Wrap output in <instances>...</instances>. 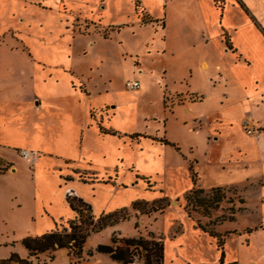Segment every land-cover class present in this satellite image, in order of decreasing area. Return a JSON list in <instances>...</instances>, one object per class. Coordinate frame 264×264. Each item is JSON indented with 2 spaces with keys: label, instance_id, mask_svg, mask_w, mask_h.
I'll list each match as a JSON object with an SVG mask.
<instances>
[{
  "label": "crops",
  "instance_id": "1",
  "mask_svg": "<svg viewBox=\"0 0 264 264\" xmlns=\"http://www.w3.org/2000/svg\"><path fill=\"white\" fill-rule=\"evenodd\" d=\"M79 2L74 9L71 3H64L61 0L62 14L73 16L76 12L81 19L97 21L100 22L101 27L113 28L122 24H126V27L140 26L137 24L138 14L144 12L152 18L155 27L160 29H155L154 33L158 31L157 35L163 33L159 43L164 48L169 44L173 46L172 55L178 50L185 56L192 55L191 51L196 48L204 51L196 64L188 67L180 82L190 83L194 76L199 74L198 69H200V75L210 94L207 91L198 92L189 85L176 89L173 84L170 89L169 81L164 79L165 88L160 92L161 102L165 93H197L200 100H188L176 105L173 111L169 112L175 116V128L183 132L195 133L201 129L204 142L206 141L207 146L210 145V149L213 143L222 141L228 148H224L214 157L210 151L200 159L195 154V146L190 145L186 153L184 150L181 151L177 142L167 137L171 129L166 128V123L161 130L159 128L136 130L130 127V129L126 128L129 132H125L116 123L119 119L118 103H112L110 99L103 100V103H94L92 102L94 94L87 93L85 88L80 89L74 85L68 86L74 91L69 99L62 94L64 92H60L59 79L51 75L70 73L68 74L70 77L65 78L68 81L72 78L71 74L75 72L68 61L69 56L59 64L52 63L51 60L35 53L23 38L19 37L23 46L17 47L14 38L5 35L4 40L0 41V259L16 253L20 258H26L32 264H37L38 255L41 257L45 253L29 255L21 239L61 227L59 222L62 218L56 215L52 207L58 194L69 209L68 220L77 215L70 208L66 197L67 195L79 197L78 189L75 186H68L64 191H58L61 177L56 171L57 165L54 164L56 158L62 163L72 162V159L66 155H59L55 148L76 146L80 151L81 144L84 146L85 143L83 132L86 120L84 122L83 120L88 118L90 125L94 124L93 133L104 141H113L109 137L116 138L136 133L139 134L134 137H138L135 140L140 153L144 147H155L158 154L154 155L152 161L146 160L149 168L145 169L135 160L127 159L124 153L116 151L114 159H109L111 164L105 159L102 161L103 172L97 165L92 166L91 169L88 164L83 171L78 168L73 169L82 181L86 182L85 173H91L96 182L103 183L118 180L121 173L127 178L126 182L132 185L136 184L133 181L134 177L142 181L147 180L148 177H159L165 198L180 197L194 186L190 165L195 172L196 164H218L222 165L220 168L222 173L227 169V173L233 175L232 173L235 172L233 165L239 164L238 168L246 174L247 186L241 187L240 183L229 181L210 188L203 187V184L200 186L198 183L197 172L195 173L198 179L195 184L204 191L206 188L210 190L215 187L233 186L241 189V193L247 187H252L256 194L259 193L260 204L256 206V211L260 212L263 222L255 225L256 222L246 223L240 219V214L246 213V209L251 212L248 206L238 207L236 213L232 214V220H228L237 223L236 226H228L233 230L256 226L259 230L225 234L221 246L218 245L216 235L220 236V231L224 233V229L228 227L223 225L222 230H217L216 235H212L197 225L184 208L178 206L167 208L162 213L161 220L164 222L160 227L163 240L162 264H261L264 261V245L258 250L254 237L256 231L264 232V60L261 55L259 56L260 50H264V0H79ZM11 31L0 33V36ZM151 32L152 29L150 35ZM225 38L228 39L229 46L226 45ZM147 40L148 36L143 41V45L148 44ZM2 47H8L6 49L9 53L20 54V56L12 55L14 58L12 64L18 62L17 67L8 63L11 60L4 59L5 53ZM250 47L252 53L260 59L256 69ZM223 48L225 54L236 60L225 66H217L216 53L221 52ZM213 51L214 64L211 57ZM173 65L174 62L172 68ZM143 71L139 70L140 74ZM46 74L48 77L45 76ZM230 84L239 86L242 94L233 96L232 92L226 91L221 93L222 96H218L211 92L218 86L226 87ZM143 86L140 82L137 94L143 91ZM124 90L128 91L125 87ZM212 95L215 97V107L207 116H200L203 105L198 103L212 102ZM80 112L83 114L81 122ZM167 114L168 112L163 109L165 122L168 118ZM100 115L104 117H99ZM245 117L260 128L259 138L245 133L241 124ZM159 139H166L174 145L162 143ZM118 142H111V147L120 150ZM154 143H159V146ZM9 148L17 149L19 153L20 150L29 152L27 157L22 156L23 164L14 163L4 153ZM110 150L112 151V148ZM41 168L44 170L42 176L38 174ZM250 170H254L251 176ZM222 173L219 175L222 176ZM133 199L132 197L129 202ZM116 227L107 226L98 233L92 234L91 237H104L99 239L92 249L97 244L110 243L108 233ZM217 228L220 229L219 225ZM59 253L65 255L69 264L68 252L64 248L56 249L55 256L47 264L53 262ZM13 262L11 261L10 264H15ZM76 264L123 263L113 260L107 253L95 252L92 256L81 258ZM127 264H144V262L135 260Z\"/></svg>",
  "mask_w": 264,
  "mask_h": 264
},
{
  "label": "rangeland",
  "instance_id": "2",
  "mask_svg": "<svg viewBox=\"0 0 264 264\" xmlns=\"http://www.w3.org/2000/svg\"><path fill=\"white\" fill-rule=\"evenodd\" d=\"M60 1L61 0H0V33L12 30L8 34L1 35L0 41L7 35L8 37L14 38L17 47H22L23 43L19 38L21 37L35 53L51 60L52 63L59 64L69 56L68 61L75 72L71 74L72 78H70L69 81L65 78L69 76L68 74L70 73L66 75L63 73H53V75H51L59 79L61 86L60 92H64L62 94H65L69 99L70 94H74V91L72 89L70 90L68 86L74 85L80 89L85 88L87 93L94 94L92 101L94 103H103L105 99L112 100V103H118L117 117H119V119H117L118 121H116V123L117 126H121L125 132H129L128 129H130V127H134L136 130H143L145 128L149 130L159 128L161 130L164 123H166V128L170 127L171 129L167 137L177 142L181 151L184 150L186 153L189 151L190 145L195 146V154L200 159L203 158L205 153L208 155L210 151L212 157H214L218 152L220 153V151L224 150V148H228L226 143L222 141L220 143H213L210 149V145L207 146L205 143L206 141L204 142L201 129L195 133L191 131L183 132L181 129L178 130L175 128V116L169 112H172L176 105H181L188 100H200L201 98L197 93H165L163 102H161L162 98L160 92L165 88L164 79L169 81L168 87L170 89H172L171 85L173 84L176 89L184 88L189 85L198 92L207 91V93L210 94L202 80L200 69H198L199 74L195 75L190 83L180 82L188 67H192V65L196 64L200 58L199 56L203 55L204 51L196 48V50L191 51L192 55L186 54L185 56L183 52L178 50L176 54L172 55L173 46L169 44L168 46L165 45L164 48L162 44L159 43L163 33L158 35L157 33L159 31L156 34L154 33V30L158 27H155L152 18L144 12H138L139 19L137 24L140 26L134 27L135 25H128L126 27V24H122L116 25L113 28L101 27L100 22L81 19L76 15V12H74L73 16L67 13L62 14L63 7ZM62 1L64 3H71L74 9L77 4L80 3L79 0ZM137 10L139 11V9ZM157 24L160 26V22ZM151 29L152 35H150ZM112 30L119 31L115 32ZM147 36L148 44L143 45V41ZM225 39L226 45L229 46L228 39ZM2 48L5 53L4 59L11 60L8 62L10 64H12V60L14 59L12 55L20 56L19 53H9V50L6 49L8 47ZM250 50L255 59L256 64L254 68L256 69V67L259 66L257 62L260 61V59L256 57L257 55L252 53L251 47ZM225 53L226 51L224 48L221 52L218 51V53H216L215 65L225 66L236 60V58ZM211 54L212 64H214V51L211 52ZM260 55L264 60V50H260L259 56ZM173 62L174 65L172 68ZM17 64L18 62H15L12 66L17 67ZM139 70L144 71L140 74ZM45 76L48 77L47 74ZM132 78L138 79L141 84L144 85L143 93L139 92L137 94L136 92L138 89L134 91L124 90L126 80ZM66 81L68 83H66ZM173 81H175V83ZM226 91L232 92L233 96L242 94V92L239 91V86L231 84L226 87L218 86L211 92L218 96H222L221 93ZM214 100L215 97L212 95V102L198 103L203 105L201 109L202 112L199 114L200 116L205 117L213 110L215 107ZM163 109L168 112L166 122L163 117ZM82 116L83 114L80 112V122L83 120ZM101 116L104 117V115H100L99 117ZM122 117L124 118L122 119ZM85 120L86 126L83 132L85 143L84 146L81 144L80 151L76 149V146H60L55 148L59 155H66L69 156V159H72V162L64 161L63 163L59 158L54 159V164L57 165L56 171L59 172L61 177L59 192L64 191L68 186L77 187L79 192L78 196L90 205L91 213L94 217H98L102 212L113 211L123 206L129 207L131 204L129 201L132 197L134 198L132 201L135 199H145L151 202L153 201L155 205L168 202L162 212L158 210L150 214H144L129 208V219L115 224L117 227L113 229L111 233H108L110 234V236H108L109 239L112 235H116V237H138L140 235L149 237V235L152 234L156 238L162 237L160 227L164 220H161V216L162 213L167 208H171V206L184 208L185 212L192 217L197 225L210 233H217V230H222L221 227H223V225L225 227L229 225L236 226V222L228 221V219L231 218L233 213H236L235 211H237V208L240 206H248V208H251V212L246 209V213L240 214L241 220H244L246 223L256 222L257 224L255 225H259L260 222H263L262 218H260V212L256 211V206L260 204V197H258L259 193L256 194L255 189H252V187L244 188L242 193L240 192L241 189L233 186L222 187V190L213 192H210V190L206 188L203 193H193L188 198H185L184 194L180 197L167 196L164 200L157 201L159 197L165 196V192L161 189V178L159 177H146L148 181L145 179L142 181V179L134 177L133 181H135L136 184L132 185L126 182L127 178L121 173L119 174V179L114 180L115 183L112 180H110L112 182L107 183L96 182L91 173H85L86 182L82 181L74 173L77 168L83 171L86 169L87 164L91 169L92 166L97 165L100 171L103 172V168L101 167L102 161L105 159L108 164H111L109 159H114V153L116 151H118V153L119 151L124 153L127 155V159L135 160L140 167L145 169L149 168L146 160L152 161L154 155L158 154L155 147H144V150L140 153L137 146L138 143H136L135 140L138 137H134L132 134L116 137L117 140L114 137H109L113 141L106 142L99 135L97 137L96 134L93 133L92 129H94V124L90 125L88 118L84 119L83 122ZM116 141L120 144V150H115L111 147V142ZM154 144L157 146L159 143ZM169 147L172 148V146ZM111 148L112 151L110 150ZM4 153H6L14 163L23 164L24 158L17 149L9 148ZM103 156H106V158ZM199 164L200 165L196 164L194 166V170L198 174V183L200 186L203 184V187L210 188L214 185H219L220 183L225 184L229 181L238 182L241 187L247 186L246 174L241 172V168H238L240 167L239 164L233 165V167H235V172L232 173L233 175H229L227 169L222 173L220 170L222 165H214L213 163ZM255 171L257 170L255 169ZM43 172L44 170L42 168L38 170L40 176H42ZM253 172L254 170H250V176L253 175ZM219 173H222V176L219 175ZM94 175L97 176L98 174ZM171 184L174 186L173 183ZM67 192L68 191H66V193ZM219 194L224 197L216 205L213 202V198ZM148 206L149 204H147V207ZM52 207H54L56 215L62 218L59 222V224L61 223V227L58 229L61 230L63 227L69 228L68 216L70 212L64 205L63 199L60 198L59 194L58 197L55 198V204H53ZM82 207L85 217L89 212L86 206L83 205ZM166 213L167 212H165V214ZM218 225L220 229L217 228ZM253 228L254 227H251V229ZM255 228L259 230L257 226ZM246 229L247 228H240L233 230L231 227H228L224 229V233L220 231V234L229 235L230 233H243ZM98 232H92L87 236L81 249V257H88L86 255L87 251L92 250L94 244L99 239L104 238L103 236L91 237L92 234ZM254 240L259 250V248L264 245V232L256 231ZM71 245V248H64L68 252L69 264L77 259V251L75 249H78V244L71 243ZM55 251L56 250L45 252V255L41 257L38 255L37 258L39 259L37 264L49 263V261H51L50 255H54ZM13 263L16 264L15 261ZM50 264H68V262L65 255L59 253L57 258ZM261 264H264V261Z\"/></svg>",
  "mask_w": 264,
  "mask_h": 264
},
{
  "label": "trees",
  "instance_id": "3",
  "mask_svg": "<svg viewBox=\"0 0 264 264\" xmlns=\"http://www.w3.org/2000/svg\"><path fill=\"white\" fill-rule=\"evenodd\" d=\"M133 136H139V134H134ZM162 143L171 144L166 139H159ZM192 180L194 186L185 193V198H188L193 193H203V189L197 186L196 173L192 169ZM148 181V180H147ZM221 187L211 188L210 192L220 191ZM224 196L219 194L213 198V202L217 205ZM165 197L159 198L157 201L164 200ZM66 200L70 208L76 212V216L69 220V228L63 227L61 230L54 229L45 232L37 236H27L21 239L22 245L28 250L29 255H38L39 253L52 252L58 248H71V243H77V259L72 262L76 264L81 258V249L83 243L85 242L87 236L92 232H98L107 226H113L119 222L129 219V208L139 211L144 214H150L152 212L164 209L166 203L161 205H155L154 202H148L144 199H137L131 202L129 207H120L113 211L102 212L98 217H94L91 213V207L88 203L83 201L77 196L67 195ZM156 202V201H155ZM147 204L149 206L147 207ZM86 206L89 214L84 217L83 207ZM229 218V217H228ZM228 220H232L229 218ZM256 229V228H253ZM253 229H246L247 232ZM216 235V233H210ZM218 236V245H222L223 235ZM110 243L108 244H97V246L88 250L86 255L92 256L95 252L107 253L113 260L119 261L123 264L131 263L135 260H142L144 264H162L163 255V240L161 237L156 238L154 235H149V237L138 236V237H116L112 235L110 238ZM54 255H50V259H53ZM11 261H15L16 264H32L26 258H20L16 253H12L10 257L5 259H0V264H10Z\"/></svg>",
  "mask_w": 264,
  "mask_h": 264
},
{
  "label": "built area",
  "instance_id": "4",
  "mask_svg": "<svg viewBox=\"0 0 264 264\" xmlns=\"http://www.w3.org/2000/svg\"><path fill=\"white\" fill-rule=\"evenodd\" d=\"M124 87L128 91H134L140 88V82L135 78L128 79L126 80ZM241 124L246 134L253 135L256 138H259L261 136L260 128L257 127L253 122H251L248 117L243 118ZM20 154L23 157H27L29 155V152L26 150H20Z\"/></svg>",
  "mask_w": 264,
  "mask_h": 264
}]
</instances>
